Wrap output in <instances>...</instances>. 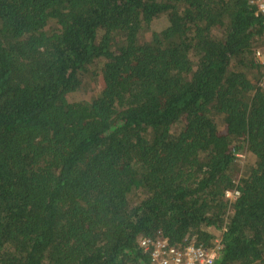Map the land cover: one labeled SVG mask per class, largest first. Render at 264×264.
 Masks as SVG:
<instances>
[{
  "label": "trees",
  "instance_id": "obj_1",
  "mask_svg": "<svg viewBox=\"0 0 264 264\" xmlns=\"http://www.w3.org/2000/svg\"><path fill=\"white\" fill-rule=\"evenodd\" d=\"M251 1L0 0V264H129L143 238L223 230L215 264H264ZM89 74L99 93L69 99Z\"/></svg>",
  "mask_w": 264,
  "mask_h": 264
},
{
  "label": "built area",
  "instance_id": "obj_2",
  "mask_svg": "<svg viewBox=\"0 0 264 264\" xmlns=\"http://www.w3.org/2000/svg\"><path fill=\"white\" fill-rule=\"evenodd\" d=\"M257 13L264 16V0H252ZM255 58L264 64V50L257 49ZM264 87V74L259 82ZM244 158L242 154L236 153ZM239 196L237 188L225 190L224 197L228 201H234ZM223 231H221L208 246L197 245L194 242L185 245H173L168 238L158 233L154 237H146L140 240L139 248L146 254L147 260L138 259L129 264H215L223 249Z\"/></svg>",
  "mask_w": 264,
  "mask_h": 264
},
{
  "label": "rangeland",
  "instance_id": "obj_3",
  "mask_svg": "<svg viewBox=\"0 0 264 264\" xmlns=\"http://www.w3.org/2000/svg\"><path fill=\"white\" fill-rule=\"evenodd\" d=\"M167 24V19L166 16H161L158 19H156L150 27H148L149 29L141 34L140 36V40L144 41V40H148L150 38V35L152 34V32H158L160 30H162L163 28H165ZM102 84H101V79L100 76H91L86 75V79L83 83L82 86V90L81 92H79V94H74L72 96L69 97V99H77V98H89L93 95H96L97 93H99V91L101 90ZM79 98V99H80ZM242 151H244V149H242ZM239 154H242L244 156V160H242L241 164L242 166L244 164H246L247 161V157L245 156L244 153L240 152Z\"/></svg>",
  "mask_w": 264,
  "mask_h": 264
}]
</instances>
